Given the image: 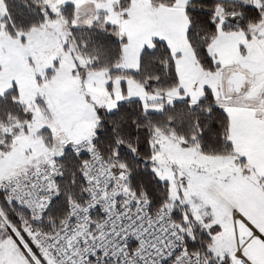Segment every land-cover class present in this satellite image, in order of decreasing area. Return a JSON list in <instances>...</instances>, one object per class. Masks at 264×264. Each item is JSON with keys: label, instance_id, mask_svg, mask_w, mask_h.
I'll use <instances>...</instances> for the list:
<instances>
[{"label": "snow or ice", "instance_id": "obj_1", "mask_svg": "<svg viewBox=\"0 0 264 264\" xmlns=\"http://www.w3.org/2000/svg\"><path fill=\"white\" fill-rule=\"evenodd\" d=\"M0 264H264V0H0Z\"/></svg>", "mask_w": 264, "mask_h": 264}]
</instances>
